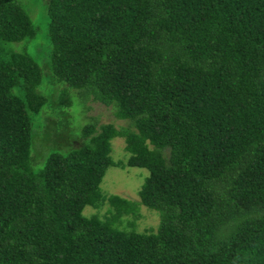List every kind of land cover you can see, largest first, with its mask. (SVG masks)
Segmentation results:
<instances>
[{"label":"trees","instance_id":"1","mask_svg":"<svg viewBox=\"0 0 264 264\" xmlns=\"http://www.w3.org/2000/svg\"><path fill=\"white\" fill-rule=\"evenodd\" d=\"M24 1L0 0V264H264V0H40L41 39ZM86 98L127 125L70 129ZM45 107L61 142L33 170ZM110 165L148 171L154 231L113 224L135 203L100 193Z\"/></svg>","mask_w":264,"mask_h":264},{"label":"rangeland","instance_id":"2","mask_svg":"<svg viewBox=\"0 0 264 264\" xmlns=\"http://www.w3.org/2000/svg\"><path fill=\"white\" fill-rule=\"evenodd\" d=\"M36 4V6H35ZM26 11L30 7H37L39 11L31 12V16L34 18L38 25V30L36 36L41 39L43 25L40 20L44 18V11L41 10L42 4L40 0H25L21 5ZM36 13V14H35ZM32 52L36 62L41 67L46 60V50H44L43 44L39 45L38 48H28ZM64 84L54 83L48 92L50 99L55 101L57 92L63 88ZM74 96L75 101L79 100L75 93V90L68 89L67 91ZM75 101L73 102V108H69L68 111L71 113L70 129L79 128V125L84 124L87 120L92 119L95 121V128L97 129L100 124L111 123L116 128L126 126L127 123L123 119L116 118L114 115V108L109 104H103L98 101H92L86 98L82 101L79 115L77 116L78 109L76 111ZM78 106V103H77ZM76 111V112H75ZM42 119L41 122L49 126V133L47 135L46 141H42L40 138V131H44L45 127L39 129L38 134H35L32 143V156L34 162H38L42 157L47 148H51L54 144H59L61 142V134L54 129V122L57 121V111L53 107H45L41 112ZM34 121V120H33ZM68 140L63 141V145L67 142L78 145L81 138L78 135L71 136L68 133H63L62 138ZM123 139L119 136H115L110 140V151L109 155L114 162L124 163L128 156V153L123 149ZM60 147V146H58ZM42 160L37 164H32V169L35 170L41 167ZM148 171L142 167L136 166H124L118 167L110 165L105 169V172L99 182V190L103 197L110 194H115L135 203L134 208L131 212L121 214L115 221L114 225L119 229L125 231H136V232H150L154 231L158 223V212L145 207L138 202L137 191L142 183L144 177L147 175ZM112 208L109 206L106 200L100 202L97 207H92L90 205H85L82 209V214L86 217L95 215L100 219H105L111 215Z\"/></svg>","mask_w":264,"mask_h":264}]
</instances>
